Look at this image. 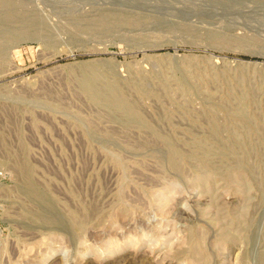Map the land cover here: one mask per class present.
<instances>
[{"label": "rangeland", "instance_id": "374dc122", "mask_svg": "<svg viewBox=\"0 0 264 264\" xmlns=\"http://www.w3.org/2000/svg\"><path fill=\"white\" fill-rule=\"evenodd\" d=\"M0 264H264V0H0Z\"/></svg>", "mask_w": 264, "mask_h": 264}, {"label": "trees", "instance_id": "16d2710c", "mask_svg": "<svg viewBox=\"0 0 264 264\" xmlns=\"http://www.w3.org/2000/svg\"><path fill=\"white\" fill-rule=\"evenodd\" d=\"M242 57H244V58H248L249 56H246V55H242Z\"/></svg>", "mask_w": 264, "mask_h": 264}]
</instances>
